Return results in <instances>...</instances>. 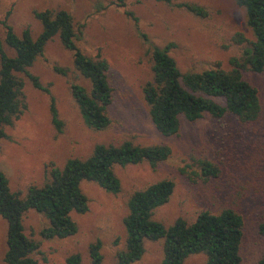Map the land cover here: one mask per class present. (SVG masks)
Listing matches in <instances>:
<instances>
[{
	"label": "rangeland",
	"instance_id": "374dc122",
	"mask_svg": "<svg viewBox=\"0 0 264 264\" xmlns=\"http://www.w3.org/2000/svg\"><path fill=\"white\" fill-rule=\"evenodd\" d=\"M179 3L194 4L206 11L204 18L193 16ZM62 10L72 19L75 47L86 57L98 54L108 65L107 82L111 102L106 112L109 126L101 131L85 127L70 97L68 86L77 83L85 90L89 84L73 69L71 53L63 49L57 36L45 45L27 72L38 79L45 92L32 87L23 74L22 103L17 119L3 127L0 138V171L11 192L23 197L29 186L40 187L50 167L61 168L67 159L86 158L94 145H119L129 141L145 147L165 145L168 158L151 169L145 163L114 167L120 183L116 195L108 194L91 182H82L80 190L87 201L83 214L71 213L77 232L61 240H41L38 232L46 220L27 211L21 217L23 234L38 244L32 255L37 264H64L71 254H79L88 264L87 245L101 244L102 264H114L115 252L124 246L121 224L128 196L147 185L168 179L173 191L166 204L154 209L151 219L165 228L176 218L190 223L200 211L217 213L229 207L242 219L239 246L240 264H257L264 253V236L258 224H264V69L260 73L242 72V78L257 93L261 112L254 123H239L235 117L220 119L204 116L194 122L180 119L178 132L162 137L153 128L142 101L141 88L151 80L150 48L171 44L168 55L178 71L200 72L218 64L230 69L231 58L240 59L249 49L236 43L241 34L252 41L245 25L244 12L233 0H172L171 5L153 0H0V21L5 19L15 35L27 28L35 38L40 25L33 11ZM0 45L12 56L3 42ZM64 70L57 74L53 68ZM53 99L58 133L50 121L49 104ZM198 161L217 169L216 177L199 176ZM6 222L0 217V264L5 252ZM162 241L143 243L144 252L133 264H159ZM202 254L187 257L183 264H204Z\"/></svg>",
	"mask_w": 264,
	"mask_h": 264
},
{
	"label": "trees",
	"instance_id": "16d2710c",
	"mask_svg": "<svg viewBox=\"0 0 264 264\" xmlns=\"http://www.w3.org/2000/svg\"><path fill=\"white\" fill-rule=\"evenodd\" d=\"M124 0H116L122 6ZM171 5L172 0H153ZM244 12L245 25L252 41L239 33L233 37L236 43H246L249 49L240 59L229 60L230 69H221L218 64L200 72L181 74L168 55L171 44L162 48H150L151 80L141 88V97L147 107V115L154 130L162 137H171L178 132L180 119L194 122L204 116L220 119L231 115L239 123H254L261 112L256 90L243 78L242 72L260 73L264 69V0H233ZM193 16L204 18L206 11L194 4L179 3ZM40 25V32L30 36L24 28L17 36L5 19L0 21L4 29L3 42L12 52L8 56L0 45V138L3 127L10 126L24 107L22 82L16 74H23L33 88L45 92L38 79L27 69L40 57L44 45L57 36L60 45L71 53L73 69L89 84L85 90L77 83H70L69 94L83 125L94 131L106 129L110 120L106 109L111 102V89L107 82L108 65L98 54L94 58L83 55L74 44L75 33L72 19L62 10L33 11ZM53 70L64 75V70ZM50 121L56 132L61 131L53 99L49 104ZM170 154L165 145L140 147L129 141L119 145L96 144L84 159H67L61 168L50 167L46 181L40 186H29L23 197L11 192L4 174L0 171V217L6 222L5 264H37L32 255L38 244L23 234L21 217L34 211L46 220L38 235L41 240H61L73 236L77 226L71 213L87 211V201L80 190L82 182H91L102 191L116 195L120 183L114 167L145 163L154 169ZM199 176L216 177L217 169L206 161H198ZM173 191V183L163 179L132 192L126 201V214L121 224L124 231V246L115 252L114 264H133L144 252L145 241L161 244L159 264H183L191 256L202 254L204 264H240L239 246L242 236V219L233 209L226 207L217 213L200 211L192 222L176 218L164 227L151 219L154 209L166 204ZM264 236V224L257 226ZM101 244L98 240L87 245L88 264H102ZM64 264H81L79 254H71ZM257 264H264V253Z\"/></svg>",
	"mask_w": 264,
	"mask_h": 264
}]
</instances>
